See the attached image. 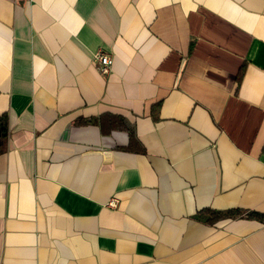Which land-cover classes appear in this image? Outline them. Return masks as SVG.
<instances>
[{"label":"crops","instance_id":"crops-1","mask_svg":"<svg viewBox=\"0 0 264 264\" xmlns=\"http://www.w3.org/2000/svg\"><path fill=\"white\" fill-rule=\"evenodd\" d=\"M0 116V264H264L196 219L264 213V0H0Z\"/></svg>","mask_w":264,"mask_h":264},{"label":"trees","instance_id":"trees-1","mask_svg":"<svg viewBox=\"0 0 264 264\" xmlns=\"http://www.w3.org/2000/svg\"><path fill=\"white\" fill-rule=\"evenodd\" d=\"M117 119H110L109 123L116 121ZM119 122L121 120H118ZM103 122V120H102ZM122 122V121H121ZM120 122V123H121ZM113 126L116 128L119 126L116 124H113ZM125 126V125H124ZM112 127V129H114ZM7 130H8V124L6 121V118L4 116H0V139H1V147L0 152H3L6 145V137H7ZM125 130L129 132V136L131 140L135 139V133L133 131V128L131 126L126 125ZM134 142V141H133ZM237 218H243V219H249V220H255L260 223L264 224V213L260 212H245L243 210L235 209V210H227V211H218V210H205L196 215V219H198L201 222H204L206 224H213L221 220H228V219H237Z\"/></svg>","mask_w":264,"mask_h":264},{"label":"built area","instance_id":"built-area-1","mask_svg":"<svg viewBox=\"0 0 264 264\" xmlns=\"http://www.w3.org/2000/svg\"><path fill=\"white\" fill-rule=\"evenodd\" d=\"M95 62L97 63V67L100 73L103 76H108L112 72V67L114 63V58L109 51H105L104 49H99L94 55ZM108 206L111 208H116L117 201L111 200L108 203Z\"/></svg>","mask_w":264,"mask_h":264},{"label":"water","instance_id":"water-1","mask_svg":"<svg viewBox=\"0 0 264 264\" xmlns=\"http://www.w3.org/2000/svg\"><path fill=\"white\" fill-rule=\"evenodd\" d=\"M0 147H1V139H0Z\"/></svg>","mask_w":264,"mask_h":264}]
</instances>
